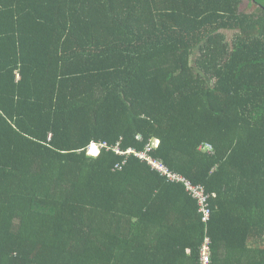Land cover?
<instances>
[{"label":"trees","instance_id":"1","mask_svg":"<svg viewBox=\"0 0 264 264\" xmlns=\"http://www.w3.org/2000/svg\"><path fill=\"white\" fill-rule=\"evenodd\" d=\"M247 1L0 0V264H264ZM156 139L205 204L126 154Z\"/></svg>","mask_w":264,"mask_h":264},{"label":"built area","instance_id":"2","mask_svg":"<svg viewBox=\"0 0 264 264\" xmlns=\"http://www.w3.org/2000/svg\"><path fill=\"white\" fill-rule=\"evenodd\" d=\"M159 142V141H157ZM158 147V146H157ZM208 149H212L210 146H208ZM104 148L103 145H98V151L100 152L101 149ZM154 148L152 146H148L147 151L143 152V153H139L136 152L134 150H128L126 154H134L135 156H137L138 159L140 160H144V161H148L149 164L151 165V167L158 171L159 173L162 174V176L166 177L168 179V181L170 183H181L184 184L186 188H188V190L190 191V193L192 194V196H194L195 199H199L201 201V204H205V202L207 201L206 199V195H205V191L202 188H194L192 187V185L186 181L185 179L181 178L178 175H175L174 173H172L171 171H169L162 163L153 160L152 156H151V152ZM117 153H122L120 151H118ZM206 210V209H204ZM209 243V239L206 240V244L205 247L203 248V258H202V264H209V247L208 244Z\"/></svg>","mask_w":264,"mask_h":264},{"label":"rangeland","instance_id":"3","mask_svg":"<svg viewBox=\"0 0 264 264\" xmlns=\"http://www.w3.org/2000/svg\"><path fill=\"white\" fill-rule=\"evenodd\" d=\"M243 7H248V1L247 0H245ZM151 144H152L153 148H157V146H159V142H157L156 140L151 141ZM98 153H99L98 146L91 145L89 154L92 156H98Z\"/></svg>","mask_w":264,"mask_h":264},{"label":"clouds","instance_id":"4","mask_svg":"<svg viewBox=\"0 0 264 264\" xmlns=\"http://www.w3.org/2000/svg\"><path fill=\"white\" fill-rule=\"evenodd\" d=\"M156 141H159V140H157L156 139ZM92 145H94V146H98L97 144H92ZM159 145H160V141H159ZM91 147V146H90ZM130 150H132V149H130ZM101 152V151H100ZM99 152V153H100ZM99 153H98V155H99ZM175 175H178V174H175ZM178 176H180V175H178ZM181 178H183V179H185L183 176H180ZM167 179V178H166ZM186 180V179H185ZM186 181H188V180H186ZM167 182L168 183H170L169 181H168V179H167ZM189 182V181H188ZM190 183V182H189ZM170 184H173V185H181V186H183L189 193H190V191L188 190V188H186L185 187V185L184 184H181V183H170ZM191 184V183H190ZM192 185V184H191ZM204 190V189H203ZM190 195L192 196V194L190 193ZM193 198H194V196H192Z\"/></svg>","mask_w":264,"mask_h":264},{"label":"bare ground","instance_id":"5","mask_svg":"<svg viewBox=\"0 0 264 264\" xmlns=\"http://www.w3.org/2000/svg\"><path fill=\"white\" fill-rule=\"evenodd\" d=\"M96 150V149H95Z\"/></svg>","mask_w":264,"mask_h":264}]
</instances>
